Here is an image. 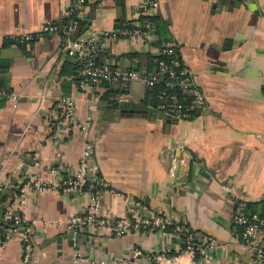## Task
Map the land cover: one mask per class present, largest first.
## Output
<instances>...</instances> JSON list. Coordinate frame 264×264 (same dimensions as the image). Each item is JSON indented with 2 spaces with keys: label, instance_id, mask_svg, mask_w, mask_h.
<instances>
[{
  "label": "crops",
  "instance_id": "1",
  "mask_svg": "<svg viewBox=\"0 0 264 264\" xmlns=\"http://www.w3.org/2000/svg\"><path fill=\"white\" fill-rule=\"evenodd\" d=\"M70 1L0 0V67H5L0 83L7 94L0 98V176L6 184L0 209L12 205L25 215L29 264H71L76 252L84 258L80 264L120 258L149 264L150 253L173 243L157 230L110 236L83 229L74 233L80 235L77 245L69 246L66 234L73 232L66 220L84 209L87 195L49 189L28 193L18 205V187L26 177L58 180L48 172L56 152L63 173L75 172L84 141L92 144L98 174L109 187L102 192L100 214L120 217L140 201L212 242L199 264H264V232L261 243L250 248L233 221L238 200L264 209V0H158L153 15L159 35L177 43L182 64L207 102L202 114L170 121L117 107L110 96L124 89L109 83L79 88L73 81L64 94L62 81L71 76L58 73L70 58H62L60 38L30 43L9 38L66 20ZM139 1L88 0L80 16L86 22L81 36L88 39L118 28V22L136 21ZM133 52L146 51L134 41L109 40L97 62L111 65ZM130 64L121 58V66ZM65 71L70 73L68 64ZM147 89L134 82L123 101L156 109L143 103ZM61 96L75 100L76 119L86 127H62L54 145L51 119ZM173 158H184L176 176L170 172ZM21 259L16 233L0 249V264H21ZM180 260L186 263L189 256Z\"/></svg>",
  "mask_w": 264,
  "mask_h": 264
},
{
  "label": "built area",
  "instance_id": "2",
  "mask_svg": "<svg viewBox=\"0 0 264 264\" xmlns=\"http://www.w3.org/2000/svg\"><path fill=\"white\" fill-rule=\"evenodd\" d=\"M88 0H71L67 19L58 22H45L38 29L10 35L12 41L18 43H30L47 36L58 37L61 40L62 58H74L78 61L77 85L85 88L95 84L109 83L123 88V91L110 96L112 101H123L130 97L125 89L134 82L144 87H153L161 84L164 88L158 92L156 110L163 112L168 117L180 120L189 119L202 114L207 108L204 94L194 81L191 71L187 69L178 56L177 43L165 37L158 45H152L155 37V26L149 19H139V16L153 15L159 6L158 0H141L134 9L138 19L129 25L123 23L120 27L111 31H101L91 38L83 40L78 32V18ZM101 1V0H98ZM124 39L134 41L148 53L158 57L167 56V59L157 58L154 66L138 63L135 55L115 58L111 65L97 63L98 55L107 48L109 40ZM121 58L131 62L130 66H121ZM190 97L187 103H182L175 92ZM264 90V79H263ZM6 91L0 83V98L6 96ZM9 97H12L9 95ZM76 102L70 96H61L56 103L52 114V142L59 145L62 127L67 130L79 127L84 130L86 122L77 121L75 116ZM48 168L50 174L59 176L57 181L46 182L34 175L26 177L20 183L16 195L19 206L24 204L28 193H44L49 189L60 191L64 194L76 197L85 194L88 202L82 211L71 214L67 220V227L77 233L86 229L94 232L109 234L110 236H122L132 231L157 230L166 238L173 239L170 248L162 246L160 250L148 255L149 264H199V257L212 247L210 240H202L198 232L190 230L184 224L170 222L162 212L149 211L140 201H134L132 208L120 217L102 215L99 209L102 204L103 191L109 190L107 182L98 174L93 160V147L89 141H84L79 158L78 168L71 174H64L58 160ZM184 165V158H173L170 172L176 176L178 169ZM5 179L0 176V196L5 188ZM234 223L241 227V241L244 245L255 248L260 244L264 232V217L257 212H249L244 201H236ZM19 233L22 241L21 264H29L31 254L30 227L25 215L19 208L12 205L4 207L0 211V249L12 237ZM168 248V249H167ZM134 252L140 253L139 250ZM187 255L189 260L181 262V257ZM84 258L78 252L75 253L71 264H80ZM110 264H133L128 258L111 259Z\"/></svg>",
  "mask_w": 264,
  "mask_h": 264
},
{
  "label": "trees",
  "instance_id": "3",
  "mask_svg": "<svg viewBox=\"0 0 264 264\" xmlns=\"http://www.w3.org/2000/svg\"><path fill=\"white\" fill-rule=\"evenodd\" d=\"M139 19L143 20V19H149L153 22L154 26H155V37L152 41V45H158L160 43V40L163 38L162 35H159V24L157 23V17H155L154 15H149V16H139ZM123 22H118L117 23V27H120L122 25ZM124 23H126V25H129L130 23L125 21ZM86 26V22L83 18H78V32L81 35L83 30H85ZM130 26V25H129ZM131 55H135L138 56V63H147L150 67L154 66V63L156 62L157 58H163V59H167V56H161L158 57L157 55H153L151 53L145 52V53H139V52H133L131 54H129V56ZM98 63V62H97ZM68 64V67L70 68V73H67L65 71V66ZM1 65V64H0ZM5 67L1 68L0 67V71H3ZM80 65L78 63L77 60H73L72 58L67 59V61H65L60 68V71L58 73L59 76H71L69 81L63 82L62 81V87H63V91L64 94H68L69 93V86L70 83L75 81L77 83L78 80V71H79ZM1 82V79H0ZM147 92H146V97L143 100V103L152 107H156L157 103H158V92L161 91L164 86L161 84H157L153 87H147ZM110 92H112V90H109ZM178 99L182 102V103H187L190 99V97L188 95H185L183 93H181L179 90H175ZM112 101V100H110ZM246 209L249 212H257L260 213L261 216L264 217V209H262L261 211H258L256 209V206L252 203H246ZM3 208L0 209V211H2ZM177 224H180L179 222H177ZM238 226V225H237ZM240 227V226H238ZM240 231H241V227H240ZM197 257H199V255H196Z\"/></svg>",
  "mask_w": 264,
  "mask_h": 264
},
{
  "label": "water",
  "instance_id": "4",
  "mask_svg": "<svg viewBox=\"0 0 264 264\" xmlns=\"http://www.w3.org/2000/svg\"><path fill=\"white\" fill-rule=\"evenodd\" d=\"M83 40H87V37L85 34L82 35ZM117 107L123 108V109H132L135 110L136 114L139 115L140 112L143 113L144 116L150 115V117L153 119L155 117L164 119L166 121L170 120H175V119H170L168 118L167 115H165L163 112L153 109V108H148L146 106L140 105L138 103L130 102V101H117L114 103ZM80 235L79 234H74V233H67L66 237L69 239L68 240V245L69 246H74L77 245V239ZM53 241H56L59 245L60 241L59 239H53ZM60 246V245H59Z\"/></svg>",
  "mask_w": 264,
  "mask_h": 264
},
{
  "label": "rangeland",
  "instance_id": "5",
  "mask_svg": "<svg viewBox=\"0 0 264 264\" xmlns=\"http://www.w3.org/2000/svg\"><path fill=\"white\" fill-rule=\"evenodd\" d=\"M137 86L141 87V84L137 82Z\"/></svg>",
  "mask_w": 264,
  "mask_h": 264
}]
</instances>
